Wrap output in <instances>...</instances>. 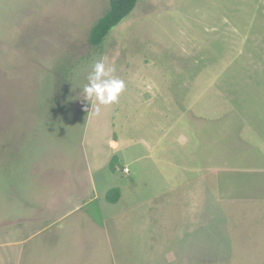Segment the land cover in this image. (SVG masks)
Instances as JSON below:
<instances>
[{
  "label": "rangeland",
  "instance_id": "rangeland-1",
  "mask_svg": "<svg viewBox=\"0 0 264 264\" xmlns=\"http://www.w3.org/2000/svg\"><path fill=\"white\" fill-rule=\"evenodd\" d=\"M108 9L0 0V264H264V0Z\"/></svg>",
  "mask_w": 264,
  "mask_h": 264
},
{
  "label": "clouds",
  "instance_id": "clouds-1",
  "mask_svg": "<svg viewBox=\"0 0 264 264\" xmlns=\"http://www.w3.org/2000/svg\"><path fill=\"white\" fill-rule=\"evenodd\" d=\"M94 75L89 77V83L83 86L84 98L95 102V113L99 114L101 105H110L118 102L120 93L125 89L123 80L112 75L111 78L104 79L108 73L105 72L103 60L97 61L93 65ZM109 72L116 71L114 66L109 67Z\"/></svg>",
  "mask_w": 264,
  "mask_h": 264
},
{
  "label": "trees",
  "instance_id": "trees-1",
  "mask_svg": "<svg viewBox=\"0 0 264 264\" xmlns=\"http://www.w3.org/2000/svg\"><path fill=\"white\" fill-rule=\"evenodd\" d=\"M136 3L137 0H109V9L95 21L89 30V43L96 46L100 45L108 31L128 15ZM118 198L119 190L117 188L107 191L106 199L108 201L116 202Z\"/></svg>",
  "mask_w": 264,
  "mask_h": 264
},
{
  "label": "crops",
  "instance_id": "crops-1",
  "mask_svg": "<svg viewBox=\"0 0 264 264\" xmlns=\"http://www.w3.org/2000/svg\"><path fill=\"white\" fill-rule=\"evenodd\" d=\"M113 144H115V146L117 145V143L114 142V141L112 142V145H113ZM113 146H114V145H113ZM115 146H114V147H115ZM124 168H125V167H124ZM126 168H127V166H126ZM127 170H128V168H127ZM122 172H124V171L122 170ZM128 172H129V171H128Z\"/></svg>",
  "mask_w": 264,
  "mask_h": 264
},
{
  "label": "built area",
  "instance_id": "built-area-1",
  "mask_svg": "<svg viewBox=\"0 0 264 264\" xmlns=\"http://www.w3.org/2000/svg\"><path fill=\"white\" fill-rule=\"evenodd\" d=\"M123 171H124V173L128 172L127 168H123Z\"/></svg>",
  "mask_w": 264,
  "mask_h": 264
}]
</instances>
